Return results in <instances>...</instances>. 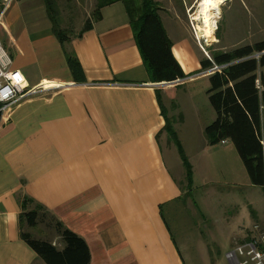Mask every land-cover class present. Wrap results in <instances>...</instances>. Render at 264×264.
<instances>
[{"label": "crops", "instance_id": "0c3cea01", "mask_svg": "<svg viewBox=\"0 0 264 264\" xmlns=\"http://www.w3.org/2000/svg\"><path fill=\"white\" fill-rule=\"evenodd\" d=\"M156 1L173 53L188 75L174 90L151 81L123 1L102 3V18L65 45L53 31L44 0H15L0 16V40L13 66L30 87L40 89L0 121V264H46L23 232L64 246L53 223L29 227L23 222V212L38 207L86 241L90 264H187L172 221L179 222L188 251L186 238L195 234L184 226V219L193 218L188 199L205 215L191 197L194 177L185 189L187 171L180 180L173 173L175 143L168 147L174 155L168 156L162 140L169 137L167 118L178 138L187 120L176 113L179 88L200 78L210 81V71L199 72L204 57H198L191 43L197 40L175 3L165 7ZM67 52L79 59L84 80L74 78ZM260 72L264 76V67ZM196 140L202 170L228 176L233 163L244 179L232 141ZM251 212L252 225L264 226V217ZM227 217L223 213L220 221L218 252L221 244L234 247L252 233L253 226L232 230ZM195 246L199 253L198 242Z\"/></svg>", "mask_w": 264, "mask_h": 264}, {"label": "trees", "instance_id": "16d2710c", "mask_svg": "<svg viewBox=\"0 0 264 264\" xmlns=\"http://www.w3.org/2000/svg\"><path fill=\"white\" fill-rule=\"evenodd\" d=\"M123 1L131 20L135 41L152 82L159 85L183 80L188 75L173 53L170 39L160 15L156 0H108ZM53 31L62 45L72 37H82L91 29L92 21L75 35L61 26L57 0H44ZM2 7L0 0V9ZM102 18L100 8L93 20ZM211 58L201 60V70H210L209 101L216 118L205 129L210 145L224 140L234 143L244 163L251 183L264 189V76L259 71L264 67V40L238 46L230 51H212ZM69 68L77 81L85 78L79 59L67 52ZM182 120V118H181ZM169 138L178 145L187 169L188 186L193 184V171L178 138L175 123L167 118L165 126ZM38 207L24 211L21 218L29 227L41 222ZM55 229L62 237L60 249L49 240L37 239L30 232H23L24 240L39 254L46 264H90L91 254L86 241L53 219Z\"/></svg>", "mask_w": 264, "mask_h": 264}, {"label": "rangeland", "instance_id": "374dc122", "mask_svg": "<svg viewBox=\"0 0 264 264\" xmlns=\"http://www.w3.org/2000/svg\"><path fill=\"white\" fill-rule=\"evenodd\" d=\"M107 1L57 0L61 26L68 29L70 35L79 33L88 22L94 19L95 12L100 8L101 4ZM161 1H163L162 5L165 7L169 6L167 2H174L179 14L188 21L191 31L197 40V43L192 40L191 43L199 58H211L212 51L215 50L230 51L241 45L264 40V0H227L224 3H218L213 13L218 23L215 31L216 41L214 42H210L206 38L199 39L196 35V27L199 26V21L194 18L199 13L200 0ZM176 36L178 37L179 35L177 34ZM260 75L262 77L263 74L260 72ZM194 77L209 76L197 74ZM174 87L176 86H166L170 90H174ZM209 87L210 81L200 78L192 84H185L182 88H179L180 92L177 97L180 108H178L176 113L185 116L187 119L184 124L179 126L178 133L179 139L187 144L191 158L185 154L189 162L191 161L194 177L191 197L195 200L200 213L205 215L203 216L196 212V207L192 203L191 198H189V210L194 219L188 216V218L184 219V226L186 230L189 229L188 227L194 229L195 234H191L188 230L192 240L186 238L190 243L188 251H185L183 234L179 230V222L175 219L172 221L173 232L185 254L187 264H230L226 253L232 247L224 242L225 245L221 244L218 252L216 246L221 237L220 221L223 213H227V216L230 217L231 222L229 224H231L232 230L235 231L253 226L255 216L252 215V209H255L259 216L264 217V189L251 184L241 160L240 164L242 165L244 179L241 177V171L233 163L232 169L234 172L228 176L216 170H212V173H209L199 167L198 153L196 151L199 142L196 139L197 137H200V140L206 139V128L203 129V124L208 126L216 118L215 110L209 101L207 93ZM169 110L171 111L170 107ZM171 115L170 117H172ZM162 143L165 151L167 148V155H174L168 148L173 142L167 135L163 138ZM173 148L177 162L174 163L172 161L171 168L175 176L179 178L181 172L187 171V169L180 155L178 145L174 144ZM187 184L185 177L183 180L185 189L188 188ZM225 210L226 212H224ZM40 214L42 216L41 222L44 225L52 221L51 216L47 212L40 211ZM226 220L225 217L222 222H226ZM197 242L198 248L201 247L200 254L197 252V246H195ZM193 255H196V258Z\"/></svg>", "mask_w": 264, "mask_h": 264}, {"label": "built area", "instance_id": "2783aa9c", "mask_svg": "<svg viewBox=\"0 0 264 264\" xmlns=\"http://www.w3.org/2000/svg\"><path fill=\"white\" fill-rule=\"evenodd\" d=\"M15 0H1L0 16ZM176 80L163 86H175ZM40 92L29 86L24 74L13 66L11 55L0 40V121L5 119L7 111L13 105ZM231 264H264V226L256 223L247 239L238 242L226 253Z\"/></svg>", "mask_w": 264, "mask_h": 264}, {"label": "bare ground", "instance_id": "6f19581e", "mask_svg": "<svg viewBox=\"0 0 264 264\" xmlns=\"http://www.w3.org/2000/svg\"><path fill=\"white\" fill-rule=\"evenodd\" d=\"M227 0H200L199 13L194 18L199 21V26L196 27V35L199 39L206 38L210 42L216 41L215 31L217 29V21L213 16L215 6L218 3H224Z\"/></svg>", "mask_w": 264, "mask_h": 264}, {"label": "water", "instance_id": "95a60500", "mask_svg": "<svg viewBox=\"0 0 264 264\" xmlns=\"http://www.w3.org/2000/svg\"><path fill=\"white\" fill-rule=\"evenodd\" d=\"M161 85H163V84H161Z\"/></svg>", "mask_w": 264, "mask_h": 264}]
</instances>
